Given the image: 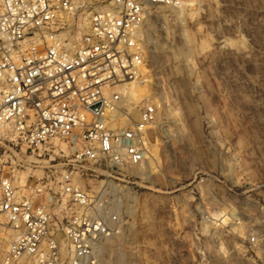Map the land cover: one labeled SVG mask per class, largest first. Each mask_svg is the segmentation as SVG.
Returning a JSON list of instances; mask_svg holds the SVG:
<instances>
[{
    "label": "rangeland",
    "instance_id": "obj_1",
    "mask_svg": "<svg viewBox=\"0 0 264 264\" xmlns=\"http://www.w3.org/2000/svg\"><path fill=\"white\" fill-rule=\"evenodd\" d=\"M88 22L79 17L78 37ZM145 44L148 79L133 116L143 99L158 104L147 158L81 181L107 184L124 223L103 260L264 264V0L160 7ZM51 155H26L23 177L68 167Z\"/></svg>",
    "mask_w": 264,
    "mask_h": 264
},
{
    "label": "built area",
    "instance_id": "obj_2",
    "mask_svg": "<svg viewBox=\"0 0 264 264\" xmlns=\"http://www.w3.org/2000/svg\"><path fill=\"white\" fill-rule=\"evenodd\" d=\"M198 3L0 0V264H112L100 247L123 230L116 196L81 181L144 163L158 104L143 99L134 118L122 88L148 79L153 12ZM51 152L68 167L22 182L25 156Z\"/></svg>",
    "mask_w": 264,
    "mask_h": 264
},
{
    "label": "bare ground",
    "instance_id": "obj_3",
    "mask_svg": "<svg viewBox=\"0 0 264 264\" xmlns=\"http://www.w3.org/2000/svg\"><path fill=\"white\" fill-rule=\"evenodd\" d=\"M70 40H71V45L72 46H75L76 44H77V40H78V37L76 36V35H71V38H70ZM144 84V83H143ZM144 88H143V86H142V83H129V84H126L123 88H122V90H123V92L127 95V99H128V104H129V106H131V108L133 107V106H136V105H134V103H135V98H136V96H137V94H138V92L139 91H142ZM134 99V100H133ZM138 110V109H137ZM133 113H135V110H134V112ZM26 176L27 175H24V177H23V181L25 180V178H26ZM115 187V186H114ZM118 235V234H117ZM116 235H114V236H112V237H115ZM112 237H110V238H107V239H105L104 240V242L102 243V245H101V247H100V253H101V256L102 255H106V254H108V253H113V254H115V252H116V250H117V248H116V246L114 245V244H111V238ZM114 243V242H113ZM117 245V244H116ZM112 252H111V251Z\"/></svg>",
    "mask_w": 264,
    "mask_h": 264
}]
</instances>
